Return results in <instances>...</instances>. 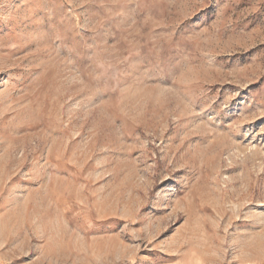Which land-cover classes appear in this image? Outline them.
I'll use <instances>...</instances> for the list:
<instances>
[{"label": "rangeland", "instance_id": "374dc122", "mask_svg": "<svg viewBox=\"0 0 264 264\" xmlns=\"http://www.w3.org/2000/svg\"><path fill=\"white\" fill-rule=\"evenodd\" d=\"M0 264H264V0H0Z\"/></svg>", "mask_w": 264, "mask_h": 264}]
</instances>
